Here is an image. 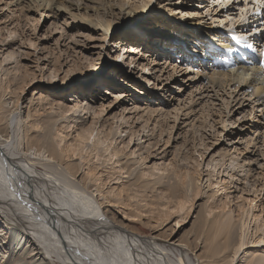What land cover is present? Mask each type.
Segmentation results:
<instances>
[{"label": "rangeland", "instance_id": "obj_1", "mask_svg": "<svg viewBox=\"0 0 264 264\" xmlns=\"http://www.w3.org/2000/svg\"><path fill=\"white\" fill-rule=\"evenodd\" d=\"M16 1L0 0V103L10 134L3 154L19 156L25 129H40L42 115L55 113L59 124L50 137L78 166L74 182L114 219L146 227L164 243L179 242L189 264L206 262L205 236L220 223L234 224L248 242L225 264L264 258V106L233 82L210 85L212 57L194 52L210 49L206 39L186 47L170 37L176 23L208 28L216 43L241 35L253 47L236 43L262 62L264 5L255 14L257 5L242 0H126L147 11L125 21L115 6L107 16L114 28L105 33L95 24L104 17L91 7L124 1L54 0L50 8L43 0ZM159 7L173 9L165 14ZM187 35L196 43L203 38ZM129 44L140 48L121 65ZM71 98L87 107L80 128L67 119L69 111L60 115ZM65 162L60 167L70 177ZM229 172H236L235 183L224 188L223 180L233 181Z\"/></svg>", "mask_w": 264, "mask_h": 264}, {"label": "bare ground", "instance_id": "obj_2", "mask_svg": "<svg viewBox=\"0 0 264 264\" xmlns=\"http://www.w3.org/2000/svg\"><path fill=\"white\" fill-rule=\"evenodd\" d=\"M24 1L28 3L26 1L29 0L16 2ZM53 1L43 0V7H52ZM79 1L76 0V4L80 5ZM122 1L124 2L110 3L111 6L103 1L100 3V8L91 7L104 17L103 22H95L97 29L105 33L113 30L114 25L109 22L107 16L114 13L112 9H115V6H118L119 11H123L122 16L125 17V21L132 18L129 14L144 15L147 11L145 4L133 5L130 1L119 0ZM254 5L257 4L253 3V8ZM172 9L169 8V11ZM157 10L161 13H169L164 7H159ZM170 18H179V16L170 14ZM146 21L148 22V17H145L144 22ZM187 22L194 25L199 21ZM178 25L176 23L178 31L173 29L170 35L171 38L172 36L177 38L172 39L179 40L180 44L186 47L188 43L200 47V40L206 39L207 45L211 46V51H214L209 54L210 49L201 47L194 51L201 55L202 60L210 61L209 57H212L211 64L208 65L211 73L209 72V78L206 77L211 86L220 89L233 82L231 85L235 89L240 86L243 89L242 93H247L249 97L253 96L254 100L264 106V60L261 62L254 55H249L236 43L239 40L242 44L239 43L245 46L250 44L249 41H243L241 35H235L234 40L224 38L216 43L214 40L217 35L208 28L203 30L201 27L197 29L191 27L188 30ZM186 31L197 37L202 35L203 38L198 39L199 43H196L195 39L188 40L189 35L186 36ZM122 44H125L123 39L118 42L116 49H120ZM133 45H127L129 48L126 47L124 52L128 53L124 56V60H121V65L128 57L131 60L128 64L135 59L131 51L138 52L140 47L135 49ZM118 56L116 55L117 58ZM138 58L140 59L141 56ZM70 101L74 104L69 105L70 107L61 105L60 115L64 117L63 112L69 111L67 119L73 120V126L80 128L85 120L80 113L87 107L79 105L81 100L78 98H71ZM0 104V249L3 251L0 252V264H73V262L75 264H189L188 252L178 247L179 242L165 240L167 243H164L161 237L153 235L146 227L114 219L111 210L105 208L106 206L101 207L100 202L74 182V176L79 170L78 166H73L69 160H65L66 156L57 150L50 137L52 128L59 124L51 119L54 118L55 113L51 116L42 115L45 119H42L40 129H25L22 148L24 151H19V156L14 154L13 150H8L10 154L4 155L3 149L10 144V141L6 143L4 141L10 134L8 124L3 122L4 113L2 103ZM81 106L83 109L76 113ZM84 113L86 111L83 115ZM27 116H30L29 113ZM96 145L95 141L91 146L96 147ZM31 149H34L32 155L28 153ZM63 161H66L67 167L64 169L68 168L69 171L66 169V172L70 177L60 167L64 164ZM207 162L209 165L212 161ZM234 173L236 174L229 172L232 180ZM222 179L221 176L220 181ZM222 182L225 184L224 188H229L235 180ZM237 229L234 224L220 223L213 235L205 236L204 238L207 239L200 242L203 243V248H207L206 256L204 255L206 262L201 264L219 262L225 264L231 251L237 252L243 245H247L248 240L244 239L245 229L242 228L239 233ZM255 234L256 229L253 239ZM169 252H172L176 258H172ZM85 255L89 256L88 261L84 260ZM256 263L263 264L264 258L258 259Z\"/></svg>", "mask_w": 264, "mask_h": 264}, {"label": "snow or ice", "instance_id": "obj_3", "mask_svg": "<svg viewBox=\"0 0 264 264\" xmlns=\"http://www.w3.org/2000/svg\"><path fill=\"white\" fill-rule=\"evenodd\" d=\"M242 2L243 3H248L249 2V0H242ZM253 2L255 3V4H257V5H264V0H253ZM244 9H241V11H243ZM262 11V9L260 8V7H257L256 9H255V14H259L260 12ZM245 19V17H240V20L241 21H243ZM235 39V38H234ZM237 42L239 43L240 41L239 40H237ZM246 47H249V48H251L252 47V45H245ZM229 51H231V49H229ZM260 55L261 56H264V48H262L261 50H260ZM84 260L85 261H88L89 260V256H87V255H85L84 256ZM73 264H75V262H73Z\"/></svg>", "mask_w": 264, "mask_h": 264}]
</instances>
